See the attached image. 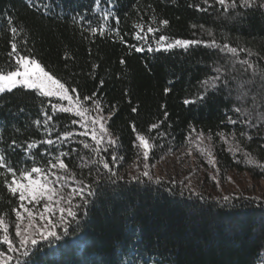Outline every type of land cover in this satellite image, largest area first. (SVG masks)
<instances>
[{
  "label": "trees",
  "instance_id": "1",
  "mask_svg": "<svg viewBox=\"0 0 264 264\" xmlns=\"http://www.w3.org/2000/svg\"><path fill=\"white\" fill-rule=\"evenodd\" d=\"M164 20L167 25L161 23ZM138 24L144 26L143 32ZM148 26L158 31L147 33ZM11 27L18 30L15 42L21 54L40 61L66 87L75 88L81 100L95 93L105 116L114 111L108 128L119 141L116 155L123 157L111 165L112 149L101 152L119 177H112L113 183L100 165L91 163L98 157L84 148L83 142L95 145L90 135H80L84 129L79 122L72 123L80 120L75 112L52 113L51 103L67 104L25 88L0 95V153L17 174L40 167L68 176L54 185L59 189L63 184L65 197L71 188L82 186L79 182L91 184L95 192L93 196L85 193L86 205L79 197L73 200V205H81L74 209L79 224L73 223L67 235L58 228L59 240L41 241L29 257H20L21 264H264V199L228 196L220 191L215 195L216 187H224L233 174H247L264 182V168L246 163L244 155L250 153L264 163V119L260 118L264 114V80L238 63L247 59L264 68V9L238 7L225 12L216 0H100L99 6L96 0H31V5L28 0H0V69L5 72L14 65L7 55ZM91 27H103L104 34L93 35ZM137 33L146 39H135ZM160 35L168 37L164 46L157 43ZM213 38L218 44L246 51H239L236 58L206 47ZM175 40L205 43L166 48ZM137 47L143 50L138 52ZM247 50L258 55L248 56ZM217 66L236 78L230 85L231 94L222 86L220 90L209 86L203 102L185 104L184 100H196L205 92L202 82L216 75L213 69ZM253 80L247 85L251 88L249 98L237 100V83ZM166 88L170 89L167 93ZM84 103L92 108L91 101ZM236 107L247 109L250 117L235 112ZM45 112L53 116L47 125L50 134L43 123ZM229 117L237 123H229ZM38 120L39 125L35 123ZM133 123L137 132L155 145L147 161L139 155L142 150L134 147L138 141ZM154 123L160 127L149 132ZM193 128L212 136L199 148L211 151L216 168L196 156L200 175L209 180L207 171L215 174L208 181L209 190L182 186L167 176L156 183L158 165L180 150L199 149ZM65 131L73 136L58 140ZM221 132L227 142L217 135ZM190 135L195 142L189 143ZM46 139L54 144L40 143ZM34 142L37 146L28 149ZM61 151L70 153L62 159L71 175L50 169L48 161L55 162ZM145 164L151 179L142 175ZM4 172L0 168V173ZM6 175L10 180L11 175ZM3 179L0 176V215L15 222L12 209L18 208L19 201L7 191ZM225 196L229 200L225 201ZM42 205L28 206L40 209ZM57 218L58 214L52 217ZM10 233L14 236V230Z\"/></svg>",
  "mask_w": 264,
  "mask_h": 264
},
{
  "label": "snow or ice",
  "instance_id": "2",
  "mask_svg": "<svg viewBox=\"0 0 264 264\" xmlns=\"http://www.w3.org/2000/svg\"><path fill=\"white\" fill-rule=\"evenodd\" d=\"M205 3L208 0H204ZM216 2L222 6L227 12L229 9L235 10L238 7L245 9H264V0H216ZM28 3L31 5V0H28ZM97 6L100 5V0H96ZM202 11H207V9H200ZM108 18V14L104 15V19ZM9 25L12 21L9 19ZM162 24L167 25L168 21H161ZM137 28H140L141 32L144 31L143 25H136ZM193 27H196L193 25ZM203 27V26H201ZM10 31L12 33V38L10 42V51L8 52V57L11 61H14L12 66L13 70H7L6 72L3 69H0V94L5 92H12L18 87H23L29 90H35V92L42 97H56L58 101H67V106H64L62 103H51L52 113H71L75 112V115L80 118L79 121L73 120L72 123L79 122L81 127L84 129L80 133L82 136H91L93 144L83 142L84 148L90 149L94 153L95 157L98 159H92V164H97L102 167L107 179L112 180V177H117V173L113 170V167L110 166V162L106 159L101 152L107 153L111 148V165H115L118 161L122 160V156L116 155V146L119 144L117 138H114L109 131L108 121L114 115V111H110L107 116L104 115V108L101 105L99 99H94L95 93L92 96H84L81 100L80 95L77 93L75 88L66 87L65 83L61 82L54 74L50 71L45 70V67L41 65V62L37 59L27 55L21 54L18 48V43L15 42V36L17 34V28L11 27ZM158 29L148 26L146 29L147 33H155ZM90 32L95 35L99 33L100 35L104 34V28L91 27ZM208 35L212 36L211 31H208ZM123 39V38H121ZM137 40H144L146 36H142L140 33H137L135 36ZM168 37L160 35L157 43L161 46L163 42L167 41ZM205 43L200 40H175L174 43H167L166 48L170 49L175 46H181L187 48L190 45H196ZM206 47L217 48L220 52L230 53L232 57L238 58L239 51H246L245 49L238 50L236 47H231L228 43L218 44L216 39H211L210 42L205 43ZM142 48L137 47L136 51H142ZM151 50V49H149ZM248 56L258 55L253 53L251 50H247ZM264 59V58H262ZM121 63H124L122 60ZM238 63L241 65H247L248 69L252 70L253 76L260 75L261 79L264 80V68H260L254 63L250 62L247 59L238 60ZM223 66H217L213 70L216 75L209 77L208 79L202 82V87L205 89V92L197 96L196 100H184L185 104L196 103L197 101L203 102L205 96L207 95L208 87L211 86L213 90H220V87L229 89L231 94L230 85L235 81V77L229 76L225 71L222 70ZM254 83L253 81L248 82H238L236 86L237 96L236 99L239 101H246L249 98L251 88L247 87L248 84ZM103 81H101V85ZM264 88V84L261 85ZM170 89L166 88L165 93L169 92ZM71 92V94H70ZM252 106L253 108L257 107L256 97L252 96ZM91 101L92 108L89 109L84 102ZM261 104H264V100L261 101ZM115 109V105L112 106ZM133 112H136L137 109L133 108ZM235 112L240 113L243 116L250 117L251 113L242 107H236ZM91 112H95V115H91ZM45 120L44 125L46 131L51 133V129H48L47 125L53 120V116L44 113ZM165 118L168 113H164ZM261 119H264V114L260 115ZM228 122L231 124H236L237 120L228 118ZM246 123H250V120L246 119ZM37 125L40 124V121L35 122ZM163 123V122H160ZM132 131L136 133V141L134 142V147L140 148L142 151L139 153L143 157V160L147 161L149 158L150 151L155 147L151 142L150 138L144 134L137 132L136 125L132 124ZM160 124L154 123L149 126L148 131L152 132L155 129H158ZM192 132L196 133L195 141H198L199 145H203L205 140L211 141L212 136H205L203 132H197L195 128L191 129ZM157 135H161L157 133ZM221 139H224L227 142L224 133H217ZM241 135H244L241 132ZM73 136V133L70 131H65L57 136L58 140L67 141ZM233 138L235 134L233 133ZM251 139V137H249ZM189 143H193L191 135L188 138ZM40 143H46L48 145H53L54 141L52 139H46ZM15 144V141H13ZM37 144L31 143L28 144V149L36 147ZM202 153H207L210 163L215 166V159L212 156L211 151L207 148H199ZM75 151V150H72ZM70 155L69 152H59V155L54 157L55 162L49 160L50 169H58L60 172L70 173L68 165L64 162L62 157ZM245 162L248 164H254L257 167L264 168V163L256 160L251 156L250 153H245ZM145 171L142 173L143 176H149L147 171L148 165L145 164ZM0 168L5 169L4 173H0V176H3V184L7 188V191L12 195L16 196L19 204L18 208H13L12 211L15 213V222H14V236L9 231V223L6 221L5 216L0 215V247L6 246L3 250H0V264H12L13 261L16 264H21L20 257H29L31 249L36 247L41 241H50L51 238L59 240L61 234L57 232L58 228L62 229V234L67 235L69 227L73 223L79 224L78 212L81 208V205H73V200L76 197H79L84 201L86 205L88 200L85 196H93L95 192L92 189L91 184H83L79 182L82 186L73 187L71 191L67 193V197L63 194V184H60L59 189L54 185L59 184L62 180H67L68 176L59 175L56 171H45L40 167H32L30 169H24L19 171L17 174V169H15L11 164L7 162L6 156L3 153H0ZM98 179L100 168H97ZM6 174L11 175V179L7 178ZM50 177H52L50 179ZM119 178V177H117ZM74 179V175H73ZM98 182V180H97ZM115 183V180H112ZM159 179L156 180V183H159ZM218 183V182H217ZM225 201L229 200V197H223ZM43 202L42 208L36 209L35 207H29L28 205H39ZM66 203L68 206H62V203ZM22 209V211L18 210ZM77 209V210H74ZM56 220L52 217L57 216Z\"/></svg>",
  "mask_w": 264,
  "mask_h": 264
},
{
  "label": "rangeland",
  "instance_id": "3",
  "mask_svg": "<svg viewBox=\"0 0 264 264\" xmlns=\"http://www.w3.org/2000/svg\"><path fill=\"white\" fill-rule=\"evenodd\" d=\"M50 98L58 100L56 97ZM61 102L67 104V101ZM196 156L197 158H199V160H202L203 163L205 162L207 166H211V169L216 168L212 163H210L207 153L204 154L199 149H197L196 151L183 149L165 160L166 163L163 162L164 164L162 163L156 167V178L164 180V176H167L166 179L173 181L174 183L181 184L182 186H191L196 188L198 191L203 190V192L205 191V189L209 190V187L207 185L209 184L208 181L211 180L213 176L215 177V174L211 172V170L207 171L209 174V180L205 178L204 174L200 175ZM216 190L217 191H215V195H217L220 191L223 195L228 196H238L241 194H245L257 199H264V182L255 181L247 174L231 175L227 184L224 185V187L218 185V188L216 187ZM7 222L9 223V231L14 230V222Z\"/></svg>",
  "mask_w": 264,
  "mask_h": 264
}]
</instances>
